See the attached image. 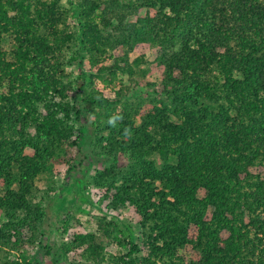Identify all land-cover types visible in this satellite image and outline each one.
Segmentation results:
<instances>
[{"label": "trees", "instance_id": "1", "mask_svg": "<svg viewBox=\"0 0 264 264\" xmlns=\"http://www.w3.org/2000/svg\"><path fill=\"white\" fill-rule=\"evenodd\" d=\"M143 43L157 48L161 73L150 109L95 85L107 70L134 74L143 58L129 62V54ZM118 47L123 54L105 67ZM71 61L74 86L64 81ZM81 111L112 159L93 182L105 185L112 207L128 202L152 222L150 254L138 255L128 224L123 253H105L81 233L60 245L64 253L83 247L88 264H264V172L253 171L264 163V0H0V251L35 245L42 233L36 180L50 178L60 158L71 169L66 151L78 146L73 116ZM120 154L127 167L118 166ZM73 184L71 200L88 202L84 175ZM111 224H102L107 238ZM186 244L188 261L176 255Z\"/></svg>", "mask_w": 264, "mask_h": 264}, {"label": "rangeland", "instance_id": "2", "mask_svg": "<svg viewBox=\"0 0 264 264\" xmlns=\"http://www.w3.org/2000/svg\"><path fill=\"white\" fill-rule=\"evenodd\" d=\"M64 5H68V0H62ZM145 9H140L138 15H145ZM135 16L131 20H135ZM8 47V45H7ZM123 49L118 47L113 49L104 60L103 65L109 67L113 65L115 59L123 54ZM157 54V48L143 43L138 45L130 54L129 62L136 57H142L143 62L134 67V74L128 75L117 71L113 76L109 70L103 74V80L95 78V85L99 88L105 97L114 99L117 91H122L130 100H141L143 109H150L152 104L150 98L158 97L159 91L162 89L160 84L161 73L153 64V60ZM122 65V64H121ZM85 70L89 68L88 64H84ZM79 72V68L75 61L68 62L65 65L64 81L71 80L74 86V79ZM80 98V96H79ZM76 107H81V100L78 97L71 99ZM78 132L75 134L77 147H67L66 158H71V169L68 170L66 164L60 160L53 162L52 176L48 178L44 173L39 175L36 180V199L43 201L45 208V218L42 223V233L36 240L35 245L24 244L22 250H4L0 251V262L3 264L15 261L18 264H25L22 260L21 252L27 256H33L36 264H88L89 262L83 258V247L71 249L64 253L60 249L63 243H69L75 234H91L94 242L104 246V252L109 254L123 253L127 246V231L125 225L128 224L136 236V242L139 245V256L148 257L150 248L147 243V233L152 222L146 220L143 214L139 213L134 205L126 202L117 207H112L110 201L112 198L105 196V185H97L93 182L94 177L102 173L105 168L112 164V159L107 155L99 152V148L95 145L93 129L91 121L93 116L81 111L79 116H73ZM136 125H139L142 117L136 115ZM28 152H30L28 150ZM128 158L122 154L119 156L118 166L127 167ZM255 173L262 174L264 172V163L258 164L254 170ZM84 175V194L89 198L88 202H83L79 195L66 192L68 185H73L75 177ZM117 185L123 182L119 176L116 177ZM107 181V180H106ZM103 183V182H101ZM6 189V183L0 180V194ZM114 192L111 190L107 193L109 196ZM64 197V199H62ZM6 218L0 212V224ZM68 221L67 230H64V221ZM112 221L113 224L108 226L111 237L107 238L102 231V224ZM196 229L190 227L189 237L194 238ZM28 236V232H25ZM116 236L121 243H118L113 237ZM49 248V249H48ZM178 258L185 261L193 258L192 247L186 244L182 248L177 249Z\"/></svg>", "mask_w": 264, "mask_h": 264}]
</instances>
